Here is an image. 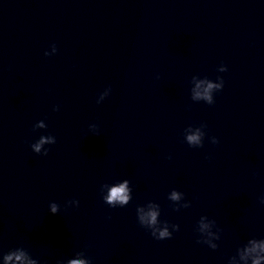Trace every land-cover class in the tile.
I'll return each instance as SVG.
<instances>
[{
  "label": "water",
  "instance_id": "95a60500",
  "mask_svg": "<svg viewBox=\"0 0 264 264\" xmlns=\"http://www.w3.org/2000/svg\"><path fill=\"white\" fill-rule=\"evenodd\" d=\"M59 0H0V77Z\"/></svg>",
  "mask_w": 264,
  "mask_h": 264
},
{
  "label": "clouds",
  "instance_id": "9594fccd",
  "mask_svg": "<svg viewBox=\"0 0 264 264\" xmlns=\"http://www.w3.org/2000/svg\"><path fill=\"white\" fill-rule=\"evenodd\" d=\"M209 87H211V85H209ZM208 99L210 101V97ZM188 139H189V141H195L197 138L194 136H190V137H188ZM35 149L38 152L39 151V145H36ZM45 155H47V153H45ZM125 192H126L125 185H121L120 187L113 188L111 190L110 196L107 199L110 203L112 201L118 200L121 202V204H125V203H127V199H128L127 196L124 195ZM173 198L174 199L176 198L175 193H173ZM52 211H53V213L56 212L55 206L52 207ZM150 215H151V223H155L157 213L152 212ZM168 236H169V234L166 231H162L160 233V236L156 237V239L157 240H163L165 237H168ZM250 242L253 244V248L249 249V251H255L256 247H259L261 250H264V241H262L259 245H257L254 240L250 241ZM197 243H199V242L197 241ZM20 258H21L20 256H17V259H20ZM7 259H11V257L9 256V257H7ZM261 259H264V257H257L256 259L253 260L252 264H260ZM72 264H83V262L82 261H73Z\"/></svg>",
  "mask_w": 264,
  "mask_h": 264
}]
</instances>
